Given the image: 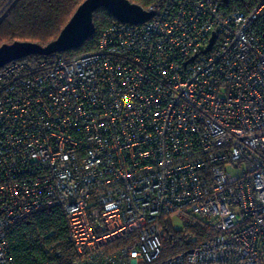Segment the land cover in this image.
Instances as JSON below:
<instances>
[{"label": "built area", "instance_id": "built-area-1", "mask_svg": "<svg viewBox=\"0 0 264 264\" xmlns=\"http://www.w3.org/2000/svg\"><path fill=\"white\" fill-rule=\"evenodd\" d=\"M145 11L92 52L0 69V264L51 208L73 264H264V0ZM173 221L205 238L163 259Z\"/></svg>", "mask_w": 264, "mask_h": 264}, {"label": "trees", "instance_id": "trees-1", "mask_svg": "<svg viewBox=\"0 0 264 264\" xmlns=\"http://www.w3.org/2000/svg\"><path fill=\"white\" fill-rule=\"evenodd\" d=\"M85 0H0V46L13 42H28L41 47L55 40L60 31ZM147 10L163 0H127ZM93 35L75 50L58 54L69 59L92 52L99 33L117 23L105 10L93 14ZM31 56L24 60L42 59ZM195 236L185 241L188 232L176 230L169 223L162 225V258L179 254L203 242L205 231L194 227L189 231ZM10 255L15 264H73L72 250L68 246L65 220L57 208L35 213L28 221L16 223L7 230ZM60 250L56 257L53 248Z\"/></svg>", "mask_w": 264, "mask_h": 264}, {"label": "water", "instance_id": "water-1", "mask_svg": "<svg viewBox=\"0 0 264 264\" xmlns=\"http://www.w3.org/2000/svg\"><path fill=\"white\" fill-rule=\"evenodd\" d=\"M105 10L120 24L141 25L148 22L153 13L143 10L127 0H85L60 31L57 38L46 46L28 42H13L0 46V69L7 64L31 56H49L79 49L94 33L93 14ZM211 39L209 47L213 44Z\"/></svg>", "mask_w": 264, "mask_h": 264}, {"label": "rangeland", "instance_id": "rangeland-1", "mask_svg": "<svg viewBox=\"0 0 264 264\" xmlns=\"http://www.w3.org/2000/svg\"><path fill=\"white\" fill-rule=\"evenodd\" d=\"M230 173H231V174H234L233 171L230 172ZM172 223H173V227H174V229H176V230H179V229H180V224H179V222H177V221H173Z\"/></svg>", "mask_w": 264, "mask_h": 264}]
</instances>
